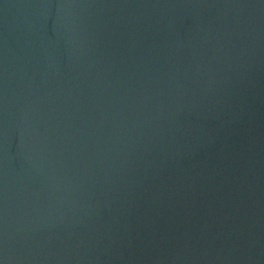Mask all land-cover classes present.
Returning a JSON list of instances; mask_svg holds the SVG:
<instances>
[{
    "label": "water",
    "instance_id": "1",
    "mask_svg": "<svg viewBox=\"0 0 264 264\" xmlns=\"http://www.w3.org/2000/svg\"><path fill=\"white\" fill-rule=\"evenodd\" d=\"M0 264H264V0H0Z\"/></svg>",
    "mask_w": 264,
    "mask_h": 264
}]
</instances>
